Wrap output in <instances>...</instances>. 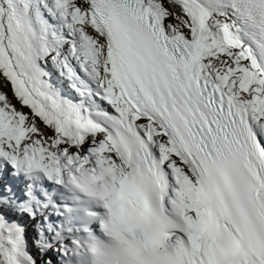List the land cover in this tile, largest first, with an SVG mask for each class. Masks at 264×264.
Segmentation results:
<instances>
[{
	"label": "snow or ice",
	"instance_id": "snow-or-ice-1",
	"mask_svg": "<svg viewBox=\"0 0 264 264\" xmlns=\"http://www.w3.org/2000/svg\"><path fill=\"white\" fill-rule=\"evenodd\" d=\"M0 264H264V0H0Z\"/></svg>",
	"mask_w": 264,
	"mask_h": 264
},
{
	"label": "bare ground",
	"instance_id": "bare-ground-1",
	"mask_svg": "<svg viewBox=\"0 0 264 264\" xmlns=\"http://www.w3.org/2000/svg\"><path fill=\"white\" fill-rule=\"evenodd\" d=\"M33 254L36 255L35 251H33ZM37 257H39V256H37ZM38 260H39V258H38Z\"/></svg>",
	"mask_w": 264,
	"mask_h": 264
},
{
	"label": "rangeland",
	"instance_id": "rangeland-1",
	"mask_svg": "<svg viewBox=\"0 0 264 264\" xmlns=\"http://www.w3.org/2000/svg\"><path fill=\"white\" fill-rule=\"evenodd\" d=\"M10 94V93H9Z\"/></svg>",
	"mask_w": 264,
	"mask_h": 264
}]
</instances>
